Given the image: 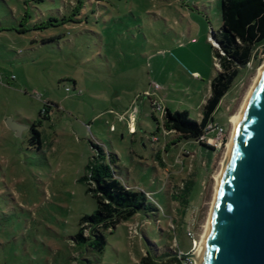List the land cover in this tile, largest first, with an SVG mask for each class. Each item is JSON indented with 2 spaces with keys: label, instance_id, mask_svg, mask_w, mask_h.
<instances>
[{
  "label": "rangeland",
  "instance_id": "obj_1",
  "mask_svg": "<svg viewBox=\"0 0 264 264\" xmlns=\"http://www.w3.org/2000/svg\"><path fill=\"white\" fill-rule=\"evenodd\" d=\"M220 28L219 0H0V264H138L160 237L157 254H194L229 118L263 62L264 40L212 114L221 144L163 134L150 115L160 124L165 109L185 111L200 121L219 71L212 34ZM6 120L26 128L13 133ZM37 120L41 149L29 144ZM93 145L110 173L154 204L105 232L101 254L72 239L95 208L80 181ZM187 181L181 217L174 196Z\"/></svg>",
  "mask_w": 264,
  "mask_h": 264
},
{
  "label": "trees",
  "instance_id": "obj_2",
  "mask_svg": "<svg viewBox=\"0 0 264 264\" xmlns=\"http://www.w3.org/2000/svg\"><path fill=\"white\" fill-rule=\"evenodd\" d=\"M219 10L220 32L218 36L212 34V39L217 45L215 56L219 71L209 83L210 94L201 107L200 121L190 119L185 111L171 113L165 109L160 124L154 115H150L157 126L171 130L179 139L195 141L208 149L212 147L200 141L205 134L206 125L213 122L212 114L220 100L231 89L240 68L246 67L255 57V46L264 40V0H219ZM73 20L76 19L68 17L63 23H74ZM61 36L63 34L50 36L43 42L57 40ZM48 104L51 105L50 102ZM150 106L153 108L151 103ZM41 111L47 115L48 106L43 104ZM41 111L39 117L46 118ZM40 124L37 120L28 128L31 132L29 144L37 149H41L42 145L41 133L38 130ZM93 147L96 149L94 160L86 166V174L80 181L86 187V194L94 201L95 208L78 219V229L72 239L75 245L84 247L85 251L91 250L101 254L106 245L105 232L112 233L117 225L131 220L154 204L149 202L145 193L131 190L110 173L108 165L99 162L102 149L97 145ZM190 181L186 182L180 194L174 196L180 204L181 212L178 213L181 217L188 207ZM159 240L161 244H157V248L151 246L149 254L141 256L138 264H181L182 258L176 253H156L163 245L161 237Z\"/></svg>",
  "mask_w": 264,
  "mask_h": 264
},
{
  "label": "water",
  "instance_id": "obj_3",
  "mask_svg": "<svg viewBox=\"0 0 264 264\" xmlns=\"http://www.w3.org/2000/svg\"><path fill=\"white\" fill-rule=\"evenodd\" d=\"M6 126L13 133L26 128L11 120ZM197 264H264V63L225 145Z\"/></svg>",
  "mask_w": 264,
  "mask_h": 264
},
{
  "label": "built area",
  "instance_id": "obj_4",
  "mask_svg": "<svg viewBox=\"0 0 264 264\" xmlns=\"http://www.w3.org/2000/svg\"><path fill=\"white\" fill-rule=\"evenodd\" d=\"M153 106V105H152ZM156 108V109H155ZM155 110H160L161 111V107L159 105H157V107H155ZM164 113L161 114V118L163 116ZM128 129H129V134L133 135V123L135 120V116L134 113L131 112V114L128 116ZM161 129L163 131V134H165V130L163 129V126H161ZM208 133H213V137L212 138H207V134ZM223 136H224V128L216 123L210 122L206 125L205 127V134L200 138V141L202 143L206 142L208 145H211L212 147H215L219 144H221L222 140H223ZM195 244L196 241H192V249H195ZM187 254H193L191 251ZM187 254H183L182 252H178L177 256L182 258L181 264H196V261L194 258L188 257L186 256Z\"/></svg>",
  "mask_w": 264,
  "mask_h": 264
},
{
  "label": "bare ground",
  "instance_id": "obj_5",
  "mask_svg": "<svg viewBox=\"0 0 264 264\" xmlns=\"http://www.w3.org/2000/svg\"><path fill=\"white\" fill-rule=\"evenodd\" d=\"M264 63V58H263V62H262V64ZM262 64L258 67V69H257V73H256V75H255V77L258 75V73H259V71H260V68H261V66H262ZM255 77H254V79H255ZM254 79H253V81H254ZM253 83V82H252ZM251 86H252V84H251ZM251 86H250V88H251ZM249 88V89H250ZM249 91V90H248ZM247 94V93H246ZM245 97H246V95H245ZM245 97H244V99H245ZM243 99V100H244ZM241 104V103H240ZM241 106V105H240ZM236 115H237V113L236 114H233L232 116H230V118H229V123H230V125H231V127L233 128V125H234V122H235V118H236ZM231 134V133H230ZM216 177V176H215ZM215 177H214V181H215ZM199 242H200V240L198 241V242H196V244H195V252H194V259H195V261H196V264H197V253H198V245H199Z\"/></svg>",
  "mask_w": 264,
  "mask_h": 264
},
{
  "label": "crops",
  "instance_id": "obj_6",
  "mask_svg": "<svg viewBox=\"0 0 264 264\" xmlns=\"http://www.w3.org/2000/svg\"><path fill=\"white\" fill-rule=\"evenodd\" d=\"M210 81H211V80H210ZM209 83H210V82H209ZM209 94H210V89H209ZM208 97H209V96H208ZM208 97H207V98H208ZM207 98H206V99H207ZM206 99H205V100H206ZM204 102H205V101H204ZM203 104H204V103H203ZM152 115H154V114H152ZM154 117H155V115H154ZM155 118H156V117H155Z\"/></svg>",
  "mask_w": 264,
  "mask_h": 264
}]
</instances>
